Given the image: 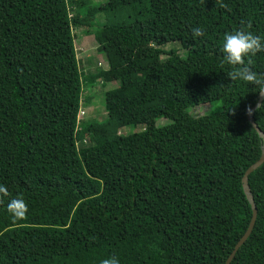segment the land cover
I'll list each match as a JSON object with an SVG mask.
<instances>
[{"label": "trees", "instance_id": "16d2710c", "mask_svg": "<svg viewBox=\"0 0 264 264\" xmlns=\"http://www.w3.org/2000/svg\"><path fill=\"white\" fill-rule=\"evenodd\" d=\"M98 11L108 69L85 76L73 31ZM236 29L264 37V0H0V264H225L252 220L242 178L263 146L247 117L260 93L229 78L221 51ZM245 64L264 73V52ZM96 81L118 86L107 118L85 121ZM254 121L264 132V100ZM248 182L258 216L231 264H264V163ZM17 196L22 218L7 211Z\"/></svg>", "mask_w": 264, "mask_h": 264}, {"label": "rangeland", "instance_id": "374dc122", "mask_svg": "<svg viewBox=\"0 0 264 264\" xmlns=\"http://www.w3.org/2000/svg\"><path fill=\"white\" fill-rule=\"evenodd\" d=\"M87 1L89 2V8H90V7L101 6L107 0H87ZM84 16H88L87 13ZM91 18L94 21V25L92 27L84 26V28L81 27L75 28V30L73 31L76 37L75 46L77 51V57L79 60V66L83 75L85 76L108 69L107 57L95 39L96 30L98 29V27L102 26L107 22L108 16L105 15L103 11H98L94 16V18L93 17ZM91 29L94 30V33H92ZM83 31L84 32L90 31V32L84 33ZM180 47L181 46L179 43H170L164 47V50L169 51L172 48L179 49ZM117 86H118L117 82L107 84L105 87L102 86L101 81H96L94 85L85 83L84 96L90 98L89 100L90 104L83 106L79 118L82 117L84 114L85 121L92 120V122L94 121L98 122L105 120L108 115L105 110V102L103 101L104 94L106 91L114 89ZM222 107L223 106L220 101H216L208 104H202L193 108L191 110V114L194 115L195 117L210 115L222 111ZM168 122L169 121L167 119L162 118L159 119L156 122V124L157 126H163L166 125ZM142 130H143L142 126H139L137 128H131L126 132L133 133V132H140ZM84 136L86 135L84 134L83 130L79 131V134H77L78 147L82 146L84 142L88 141V137L84 138Z\"/></svg>", "mask_w": 264, "mask_h": 264}, {"label": "clouds", "instance_id": "9594fccd", "mask_svg": "<svg viewBox=\"0 0 264 264\" xmlns=\"http://www.w3.org/2000/svg\"><path fill=\"white\" fill-rule=\"evenodd\" d=\"M192 34L194 38L199 37L203 35V30L195 27L192 29ZM221 51L224 54V62L233 66V71L228 73L229 78L254 85L261 96H264V73H258L245 64L247 57L254 56L258 52H264V37L254 35L252 32L243 29L225 32L222 38ZM3 191L4 187L0 185V192ZM7 211L13 218H22L27 212V205L23 198L17 196L9 200ZM100 264H120V260L117 256L112 255L102 259Z\"/></svg>", "mask_w": 264, "mask_h": 264}, {"label": "water", "instance_id": "95a60500", "mask_svg": "<svg viewBox=\"0 0 264 264\" xmlns=\"http://www.w3.org/2000/svg\"><path fill=\"white\" fill-rule=\"evenodd\" d=\"M263 100H264V96H261V94H260L259 100H258L257 104L251 108V112H249V110L247 111V117H248L249 122L254 126L256 131L259 133L260 137L263 139L262 155H261L260 159L246 170V172L242 178V184H243L244 192H245L249 202L251 203L252 210H253L252 220H251V223H250L247 231L242 236V238L238 241V243L236 244L234 250L230 254V256L227 259V261L225 262V264H231L234 257L236 256L237 252L239 251V249L246 242V240H248L249 236L253 232L255 222H256V219L258 216V209H257V206L255 204L254 197H253L252 191L250 189L248 179H249L250 173H252L254 170H256L259 166H261L264 163V132L259 128V126L254 121V113H255L256 109L262 105Z\"/></svg>", "mask_w": 264, "mask_h": 264}]
</instances>
